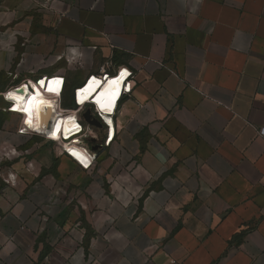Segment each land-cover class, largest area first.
I'll return each instance as SVG.
<instances>
[{
  "label": "crops",
  "instance_id": "1",
  "mask_svg": "<svg viewBox=\"0 0 264 264\" xmlns=\"http://www.w3.org/2000/svg\"><path fill=\"white\" fill-rule=\"evenodd\" d=\"M103 67L88 167L0 128V264H264V0H0V89L63 76L68 109Z\"/></svg>",
  "mask_w": 264,
  "mask_h": 264
},
{
  "label": "bare ground",
  "instance_id": "2",
  "mask_svg": "<svg viewBox=\"0 0 264 264\" xmlns=\"http://www.w3.org/2000/svg\"><path fill=\"white\" fill-rule=\"evenodd\" d=\"M124 74L122 73L116 80H108L107 82H101L95 77L91 78L85 87L78 92V100L84 101L89 95L93 94L95 103L101 110L112 111L120 93ZM46 80H41L40 82L43 88L47 87L55 92L59 90L60 80H50L47 86ZM29 82L34 88V91H31L29 86H25L23 85L25 83H22L20 84L22 86L17 89L9 88L4 94L6 98L3 97L4 100L12 101L17 109L26 113V125L33 128L34 131H38V133H44L46 127L50 125V131L55 136H58V134L67 136L70 132L78 128L73 116L67 117L57 114L54 117L52 108L56 105V102L43 95L39 84L35 81ZM65 146L78 160L84 163L89 160L87 152L82 146H67V143H65Z\"/></svg>",
  "mask_w": 264,
  "mask_h": 264
},
{
  "label": "built area",
  "instance_id": "3",
  "mask_svg": "<svg viewBox=\"0 0 264 264\" xmlns=\"http://www.w3.org/2000/svg\"><path fill=\"white\" fill-rule=\"evenodd\" d=\"M34 2L37 5V7H40L43 9H54L56 0H34ZM122 73H125L124 74L125 76L121 82L120 93L116 99V103H117V100L120 98L122 92L123 91L125 92V90L128 88V87H126V85L129 82H127L125 85H124V83H125L126 79L128 78V76L130 75L131 71L126 70L125 68L122 67V68L116 69L113 73H108L106 68L103 67L99 74H93V75L88 76L80 85L74 87L73 92H72L73 93L72 107H70L68 109L63 108L61 106V97H62L64 88H65V79L63 76H59V75L43 76V77H41L35 81L37 84H39V86H40L39 88H40L42 94L47 96L48 98L52 99L54 102H56V105L52 108V113H53L54 117L57 114H59L60 116H67V117L73 116L74 117L78 128L73 130L72 132H70L67 136L62 135V134L61 135L58 134V136L53 135L50 131V125H48L46 127V131L44 133H38V131H34L33 128L26 125V121H25L26 113L21 111L20 109H17L16 105L12 101L10 102L8 100L3 99V97L6 98V95H4V94L6 93V91L8 89L3 91V92H0V96L8 104V107L2 108V111H4V112H7V111L15 112V113H18L21 115V121L17 127V133L18 134H20V135H41V136L47 137L48 139H50L52 141L58 142L61 145V148L65 154H68V155L71 154L70 156L72 158H74V160L81 162L74 155H72V153H70L68 148H66L65 143H67V146H73V145L82 146L81 145V138L88 135V133L91 129V126H92V124L88 123L84 119L83 113L88 110L89 114L91 115V119L102 120V119H105L104 116L106 115L107 112H112L113 110L112 111L101 110L96 105L93 94L89 95L86 99H84V101H79L78 100V92L80 90H82L85 87V85L89 82V80L93 77L100 80L101 82L102 81L107 82L108 80L118 79ZM53 79H58L61 82L59 90L56 92L48 89L47 87L43 88V86L40 84L41 80H43V81L46 80V86H47V83ZM24 83L25 84H23V85L29 86L31 88V91H34V88L32 87V85L30 84L29 81H26ZM20 86H22V85L12 86L10 88L17 89ZM116 103H115V105H116ZM115 105H114V107H115ZM106 122H108V120ZM260 134L264 135V128L260 129ZM112 135H113V133L111 132L110 137H109V141L112 138ZM78 136H80V137H78ZM84 150L87 152V150L85 148H84ZM87 155L89 157V160H88L86 165L82 164L84 167H88L94 160L93 154L91 155L87 152Z\"/></svg>",
  "mask_w": 264,
  "mask_h": 264
},
{
  "label": "rangeland",
  "instance_id": "4",
  "mask_svg": "<svg viewBox=\"0 0 264 264\" xmlns=\"http://www.w3.org/2000/svg\"><path fill=\"white\" fill-rule=\"evenodd\" d=\"M5 90L6 89H0V92H3ZM62 105L67 106V99L62 98ZM4 107H8V104L0 96V128L6 125L8 122H10V125H11L12 124L11 122H14L16 120L15 116H17V115L11 114L10 111L2 112V108ZM18 121H20V117H18Z\"/></svg>",
  "mask_w": 264,
  "mask_h": 264
},
{
  "label": "water",
  "instance_id": "5",
  "mask_svg": "<svg viewBox=\"0 0 264 264\" xmlns=\"http://www.w3.org/2000/svg\"><path fill=\"white\" fill-rule=\"evenodd\" d=\"M83 117H84V119L88 122V123H90V124H92V125H97V124H99L100 123V120H98V119H91V115L89 114V111L87 110L86 112H84L83 113ZM98 144H96V145H94L92 148L93 149H96V148H98Z\"/></svg>",
  "mask_w": 264,
  "mask_h": 264
},
{
  "label": "trees",
  "instance_id": "6",
  "mask_svg": "<svg viewBox=\"0 0 264 264\" xmlns=\"http://www.w3.org/2000/svg\"><path fill=\"white\" fill-rule=\"evenodd\" d=\"M2 112H4V111H2Z\"/></svg>",
  "mask_w": 264,
  "mask_h": 264
}]
</instances>
